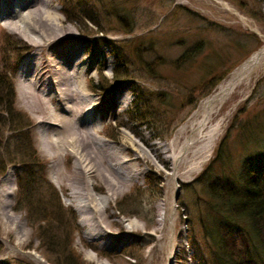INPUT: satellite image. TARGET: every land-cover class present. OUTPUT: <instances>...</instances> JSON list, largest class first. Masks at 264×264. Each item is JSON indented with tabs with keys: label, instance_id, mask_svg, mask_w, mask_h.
<instances>
[{
	"label": "rangeland",
	"instance_id": "1",
	"mask_svg": "<svg viewBox=\"0 0 264 264\" xmlns=\"http://www.w3.org/2000/svg\"><path fill=\"white\" fill-rule=\"evenodd\" d=\"M6 1L0 0V100L6 101L8 81L13 88L12 111L23 115L29 123L22 132L28 133L38 165L43 169L42 177L29 179L37 184L36 189L21 197L15 169L26 159L23 152L27 147L21 142L23 136L16 141L21 131H11L6 105L1 101L0 159L5 171L0 174V182L9 177L5 182L8 187L4 188L15 191L9 207L2 210L0 205V264H62L65 255L75 264H148L157 205L165 202L174 208L170 211L175 223L173 231L177 232L181 246L177 264H210L200 221H214L215 215L206 205L209 197L205 181L198 177L208 167L206 179L234 178L245 158L256 151L259 142L263 143L264 59L241 77L240 85L220 107L216 106L218 112L211 119L222 120L223 125L207 160L188 169L191 161L186 155L195 151L197 145L186 149L177 161L167 156L184 146L190 135L188 123L199 118L200 104L255 53L264 50V0H50L49 10L59 18V28L74 37L70 46L52 50L49 58L70 55L72 62L83 70L77 83L83 94L91 98L88 106L97 113L98 135L119 152L121 159L132 161L136 171L135 181L121 185L103 214L114 215L110 220L136 222L143 229L130 232L127 242L114 249L101 247L82 235V213L70 204V194L83 191L85 186L74 178L53 180L51 167L56 161L44 151L38 133L40 126L20 92L21 63L29 57L36 64L37 54L26 40L4 26L1 14ZM64 9L78 21L67 22ZM116 13L127 18L128 31L117 22ZM82 15L93 16L97 25ZM105 42L111 44V49ZM195 46L201 50L188 63L179 67L171 64ZM116 53L125 64L120 68L128 74L119 81L113 76ZM156 57L162 61L152 70L138 62H152ZM31 78L28 75L25 79L32 81ZM134 85L138 93L151 97L154 119H144L135 109ZM160 94L165 96L163 100L158 99ZM56 135L53 137L68 134L60 131ZM71 164V158L60 161L62 168L70 169ZM89 182L92 194L104 200L107 191L100 176H92ZM49 185L63 209L74 213L72 222L67 216L61 224L43 223L44 208L53 213L48 206L55 200ZM26 195L31 197L22 201ZM112 230L123 233L116 224ZM52 234L57 243L52 245L53 249L49 247L50 252L45 246ZM64 234L69 236L62 240ZM61 242L65 249L59 246ZM154 253L149 264H154Z\"/></svg>",
	"mask_w": 264,
	"mask_h": 264
},
{
	"label": "bare ground",
	"instance_id": "2",
	"mask_svg": "<svg viewBox=\"0 0 264 264\" xmlns=\"http://www.w3.org/2000/svg\"><path fill=\"white\" fill-rule=\"evenodd\" d=\"M6 2L2 6L1 14L4 26L26 40L35 48L37 54L36 64L31 63L29 57L21 63L20 92L26 104L30 105L40 126L38 133L44 151L50 159L56 161L51 167L53 180L55 182L60 178L63 182L74 178L85 186L83 191L70 194L72 196L70 204L82 213L80 218V224L84 227L82 235L90 242L99 243L101 247L114 249L119 244L127 242L130 232L143 229V226L136 222L110 220L114 215L108 214L104 217L103 214L109 203L114 200L113 197L120 191L121 185L135 181L137 175L133 163L121 159L119 152L112 150L108 142L98 135L95 129L98 121L97 113L92 111L95 108L91 109L88 106L91 104V98L83 94L80 84L77 83L83 70L72 62L70 55H63L60 59L49 58L52 50L70 46L74 37L59 28V18L55 13L50 12V0H7ZM263 59L264 50L255 53L200 104L197 111L199 118L188 123L187 129L190 135L184 146L177 152L172 151L171 155L167 156L168 159L177 161L185 155L186 149L191 150L192 146L197 145L195 151H190V154L186 155L191 161L188 169L192 170L207 160L223 125L222 120L214 123L213 118L211 119V116L218 112L216 106L220 107L225 97L240 85L241 77ZM28 75L32 77V81L25 79ZM60 131H66L68 135L54 138L53 136ZM68 158L72 159L71 168H62L60 161L62 159L67 161ZM187 163L185 162V165ZM95 175L100 176L106 186L107 194L102 201L92 194L89 187V180ZM173 176L175 177V174ZM8 178L6 176L0 182L2 210L11 205L15 191L10 188L6 191L4 188ZM95 186L96 184L93 188ZM177 191L178 188L175 187V192ZM171 210H174L173 206L170 207L166 202L157 205L156 226L150 236L154 244L148 252V264L153 251H155L152 257L154 264H177L181 246L177 232L173 231L175 223L172 221ZM114 224L123 229L122 234L112 230ZM100 264L106 263L100 262Z\"/></svg>",
	"mask_w": 264,
	"mask_h": 264
},
{
	"label": "trees",
	"instance_id": "3",
	"mask_svg": "<svg viewBox=\"0 0 264 264\" xmlns=\"http://www.w3.org/2000/svg\"><path fill=\"white\" fill-rule=\"evenodd\" d=\"M62 13L67 22L73 23L78 21L77 17L73 18L70 16L68 10L64 9ZM82 16L84 19H88L90 22L94 23L95 26L97 25L93 16ZM116 18L117 22L123 24V28L128 31L127 18L117 13ZM105 44L111 49V44L109 42H105ZM200 50V46L190 48L184 52L178 60L171 62V64L176 67L182 64L185 65L193 56L197 55ZM114 57L116 64L113 70L114 80L119 81L120 79H125L128 74L126 69L122 70L120 68V66L124 67L125 65L122 62V57L120 58L117 53L114 54ZM161 61V58L156 57L152 62H142V60L138 62L143 63V66L152 70L154 66L160 64ZM104 82L106 81L104 80ZM7 86L4 96L6 101L0 100V102L2 101V103L6 105L5 109L7 110H5V114L11 121V131H21L16 141H19L23 136L21 142L23 144L26 143L27 147V150L23 152L26 159L15 169L18 186L17 191L22 197L24 192H29L28 190L31 192V190H34L35 186H37L35 182H31L29 179L38 176L42 177L43 167L38 165L39 160L36 158L28 133L22 132L24 128L29 127V123H27L23 115L12 111L13 88L12 84L8 81ZM132 93L135 96L134 101L137 102L135 109L142 114L144 119L146 117L154 119L150 106V103H152L151 97L147 93H138L136 86L133 88ZM164 98L165 96L162 94L158 97L159 100H163ZM6 103H8L10 107H7L8 104ZM260 144L259 142L256 151H253L245 158L240 171L234 178L216 176L212 179L209 177L206 179L205 175L208 167L198 177V180L204 179L205 181V189L209 197L206 201V205L215 215L214 221H200L203 237L206 241L208 254L211 259L210 264H264V141L261 145ZM26 152H28L27 155H25ZM4 171L5 166L0 159V174ZM24 181L29 182V184H24ZM40 182L42 183L43 181L40 180ZM48 189L51 191L52 197L55 200L50 203H53L52 205H48L53 213H50L49 210H45L44 208L42 212L44 215L42 219L43 223L50 224L51 221L60 223L67 216L72 222L74 213L71 210L68 212L63 209L57 193L51 185L48 186ZM30 197L31 196L26 195L22 201ZM56 201L59 204L55 203ZM39 205L36 204V207H39ZM33 209H35V207H33ZM71 222H68V224H71ZM62 236L61 239L64 240L69 234H64ZM44 237L45 236H42V238ZM47 242L45 247H51L53 249L55 246L52 245L57 243V239L53 237L52 234L50 240L47 239ZM42 243L44 245V241ZM190 244H192V242ZM59 246L65 249L62 242ZM51 248H49V250ZM62 261V264H75L70 260L69 256L66 255L62 257Z\"/></svg>",
	"mask_w": 264,
	"mask_h": 264
}]
</instances>
